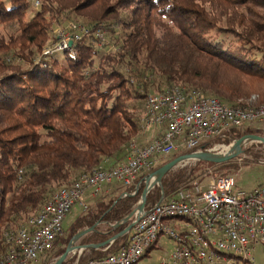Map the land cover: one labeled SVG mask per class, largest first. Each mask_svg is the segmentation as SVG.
<instances>
[{"label": "trees", "instance_id": "obj_1", "mask_svg": "<svg viewBox=\"0 0 264 264\" xmlns=\"http://www.w3.org/2000/svg\"><path fill=\"white\" fill-rule=\"evenodd\" d=\"M32 2L0 0V254L6 249L4 233L23 226L56 192L104 163L113 167L125 160L129 145L142 136L151 92L178 86L231 107L247 106L252 96L264 105V0H38L37 8ZM69 22L105 31L112 50L88 38L75 43L71 53L41 57L54 43L53 29ZM261 135L248 127L231 139ZM262 152L247 150L253 163ZM187 154H174L155 171ZM204 164L171 170L150 191L145 208L162 194L202 182L209 169ZM206 164L217 172L230 168ZM143 189L144 184L137 192L123 187L112 199L96 198L63 227L42 264H55L84 230L93 228L75 242L78 247L120 234L127 225L109 224L135 210ZM127 235L84 250L77 264L114 254ZM74 262L68 256L62 264Z\"/></svg>", "mask_w": 264, "mask_h": 264}, {"label": "built area", "instance_id": "obj_2", "mask_svg": "<svg viewBox=\"0 0 264 264\" xmlns=\"http://www.w3.org/2000/svg\"><path fill=\"white\" fill-rule=\"evenodd\" d=\"M32 6L37 8L38 0H33ZM50 35L54 43L41 57L71 53L75 43L88 38L96 47L112 50L105 31H91L79 22L56 27ZM248 127H256L264 138V105L249 102L247 106L231 107L185 87L149 94L141 130L142 135L153 134L151 142L131 143L124 161L113 167L104 163L90 175L79 177L72 186L56 192L23 226L5 232L6 249L0 254V264H35L53 249L71 210L78 206L82 213L87 212L89 196L98 198L104 186L119 183L137 192L141 184L145 188L147 180V186L155 181L156 168L174 154L224 156L235 142L232 133ZM188 162L196 161H184L177 167ZM213 171L204 173L211 175ZM137 207L132 217L109 224L112 229L132 224L125 244L114 254L88 264H140L160 239L172 244L168 259H161L160 264H256L252 250L264 245V185L244 191L236 187L233 176H214L208 182L181 186L169 196L162 194L141 213ZM82 254L78 247L68 252L75 257L74 264Z\"/></svg>", "mask_w": 264, "mask_h": 264}, {"label": "rangeland", "instance_id": "obj_3", "mask_svg": "<svg viewBox=\"0 0 264 264\" xmlns=\"http://www.w3.org/2000/svg\"><path fill=\"white\" fill-rule=\"evenodd\" d=\"M31 10L34 11V8L32 6H31ZM76 20L80 22H86V20H81V19H76ZM107 37H109V35H107ZM192 64L193 63L190 60L189 66H191ZM155 77L158 78L157 76ZM170 89L171 88H168L166 90H170ZM151 93L153 94V92ZM249 102L256 104L257 97L252 96L249 99L248 103ZM258 145L259 143L250 140L245 142L241 147V152L238 153L231 161L227 162V164L230 165L229 169H225L222 172L213 171L211 175L203 173L201 174L200 178H203V181L208 182L214 176L230 175L235 178L236 187L244 191H251L257 186L264 185V147L262 144H260L262 148L258 147ZM251 148L259 149L260 151L261 150L263 151L261 160L258 163H253L252 158L247 154V150ZM193 163L194 162H188L187 165H192ZM180 167H184V166H180ZM204 167L213 169L206 163L204 164ZM92 204L88 207V209L92 207ZM75 207L73 208V210L75 209ZM71 222L72 220H68L65 222L64 224L65 230L68 228ZM164 240L165 239H160L158 241L157 248L153 249L148 255V257H145L140 264H158V262L160 263L161 259L163 258L168 259V253L171 251L170 248L172 244L171 242L167 241V245H165L163 243ZM73 246H76V243H74ZM251 254L255 258L256 264H264V245H258L256 248H254V250H252ZM35 264H42L41 259L38 260Z\"/></svg>", "mask_w": 264, "mask_h": 264}, {"label": "water", "instance_id": "obj_4", "mask_svg": "<svg viewBox=\"0 0 264 264\" xmlns=\"http://www.w3.org/2000/svg\"><path fill=\"white\" fill-rule=\"evenodd\" d=\"M71 46V44H70ZM245 140H250L253 142H257L259 144H262L264 147V138L260 137V136H247V137H243L239 140H236L232 146V148L230 149V151L224 155V156H214V155H209L206 153H201V154H187V155H183L180 156L170 162H168L167 164L163 165L160 169H158L155 172L156 175V179L155 181L149 185L148 182L149 180L146 181V186L141 194V198H140V204L137 207V210L139 213H141L144 208H145V204H146V199H147V194L149 193V191L156 185L160 186L161 185V180L162 178L169 173L171 170H173L174 168H176L180 163L184 162V161H190V160H194V161H200V162H204V163H209V164H224L227 163L229 161H231L238 153L241 152V147L242 144ZM132 212L129 216L127 217H132L133 216ZM132 227V224L128 225L126 227L125 230H123L120 234L116 235L114 238H112L111 240L100 244V245H88V246H84V247H78V246H73V244L84 234H87L88 232L92 231L93 228L91 229H87L84 230L78 234L75 235V237L70 241L69 245L67 246L65 253L59 258V260L55 263V264H62L66 258L68 257V252L70 249L74 248V247H78L81 248L83 251L84 250H90V249H99L101 247H105L107 245H109L110 243L114 242L116 239L126 235L130 229Z\"/></svg>", "mask_w": 264, "mask_h": 264}, {"label": "crops", "instance_id": "obj_5", "mask_svg": "<svg viewBox=\"0 0 264 264\" xmlns=\"http://www.w3.org/2000/svg\"><path fill=\"white\" fill-rule=\"evenodd\" d=\"M152 138H153V134L147 133L145 135H142L138 141H139L140 144L146 145L149 142H151V139ZM121 188H123V186L121 184H119V183H113L111 185L104 186L102 188L101 192H100L99 197L100 198H104L105 200L112 199L113 197L117 196L120 193ZM96 201H97L96 198L95 199H92L89 196V198H88V204H89V206L92 203H93L92 204V206H93ZM80 213H82L81 210H80V208L78 206H76L75 209L74 210L72 209L71 212L67 215V217L65 219V222L68 221V220H72L73 221ZM65 222H64V224H65ZM64 224H63V227H64ZM96 225H98V224H96ZM163 243L165 245H167V241L166 240H164ZM155 248H157V245L155 246ZM170 249H172V246H171ZM148 255H147V257H148ZM158 264H160V263L158 262Z\"/></svg>", "mask_w": 264, "mask_h": 264}]
</instances>
